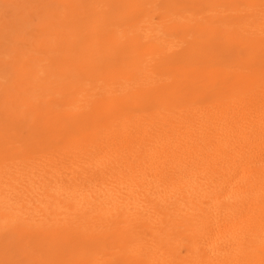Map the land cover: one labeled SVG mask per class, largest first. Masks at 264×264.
I'll return each instance as SVG.
<instances>
[{
    "label": "bare ground",
    "instance_id": "6f19581e",
    "mask_svg": "<svg viewBox=\"0 0 264 264\" xmlns=\"http://www.w3.org/2000/svg\"><path fill=\"white\" fill-rule=\"evenodd\" d=\"M167 4L169 5L168 2ZM94 5L92 4L93 9L96 7ZM104 5L108 8L105 12L111 11L115 14L123 6L117 0H111ZM89 6L91 7V4ZM126 6L129 7L131 4ZM133 7L134 4L132 9ZM170 7L172 9V6ZM138 10L140 11V7ZM105 15L100 14L101 17ZM112 15L114 17L113 13ZM135 15L134 17H138ZM231 15L233 14L223 15L213 23L205 20L202 29L204 40L205 43L211 44L217 55L231 57L236 63L234 67L241 66L245 69L242 75L251 78L252 75L247 76L250 73L248 70L250 65L253 66L252 59L257 56L254 55L255 52L257 53L260 47H264V39L250 38L248 33L252 31L250 28H245L250 24V20L247 21L248 24L235 26L236 23L231 24L229 21ZM96 16L97 14L93 18L96 19ZM124 20L121 21L125 22ZM74 23L72 22L73 26ZM84 23L85 21L81 24ZM152 25L144 24L149 33L144 34L141 45L145 44L146 39L149 41L147 52L154 53L153 59L157 63L172 61L174 64L185 54H190L193 41L184 38L186 40L183 39L180 48L171 52L170 50L176 45L172 41L175 37L163 43L166 33L158 29V25L154 26V23ZM59 26L58 23L52 34L51 45H48V50L42 51L41 57L44 67L52 76L56 74L58 78L67 75L69 65L72 67L69 55L73 56L71 46H75L72 45L74 39L71 37L67 39L66 36L64 38L62 25ZM78 31L75 36L78 35ZM243 32H246V36L240 38L239 35ZM49 37L47 39H50ZM39 42L41 41L37 43ZM64 43L66 45L69 43V46L65 47ZM86 43L89 44L87 41ZM161 43L164 44L162 51H160ZM133 44V42L129 44L130 48ZM111 45V50L117 55L113 60H102L101 50L96 49V45L94 50L90 47L88 49L89 45H83L84 47H80L74 56L84 60L86 56L90 59L89 62L98 58L97 62L103 64L105 71L96 72L94 78L106 80L109 71H113L107 72L106 68L111 65L110 62L115 60L117 65H122L127 56H130L124 46ZM243 47L248 50V55L242 58L239 48ZM25 60L27 59L24 57ZM131 61L135 62L132 59ZM216 72L223 78L229 75L221 69ZM86 76L88 80L91 79V75ZM239 78V75L236 78L233 76V82L238 84L241 81ZM41 79H36V83H33L35 86L32 87L39 91L38 95L35 94L39 97L38 100H30L29 97L24 99L23 96L21 102L17 99L20 102L19 111L25 110L32 120L31 140L18 138L11 141L5 131H0V264H15L10 259V248L11 245L13 246L12 242L18 238L26 240L28 249L32 251L31 258L26 264H264V110H262L264 102L255 107L259 109L255 115L247 114L246 110L250 109V103L245 105L244 101L228 103L229 105L214 104L215 106L209 107L199 104L190 108L182 107L171 101V96L176 94L178 88H165L162 83V87L155 85L144 91H134L127 87L100 88L94 85L82 90H86L83 97H77L81 88L72 90L73 80L75 84L81 80V74H77L74 79L64 81L62 85L70 96H73L71 101L77 104L74 103L73 107H68L64 111L54 112L48 109L43 113L37 112V108L33 107L41 102L40 92L43 88L40 86L46 83ZM226 79L232 80V77L228 76ZM55 82L54 86H57L58 83ZM4 83L1 82L3 85ZM17 83H20L19 80ZM19 89L18 87L17 90ZM28 89L25 91L28 92ZM71 101L65 102V105L70 106ZM8 103L10 101H7V105H10ZM17 154L21 155L22 157H19L22 159L14 158ZM185 218L189 221V225L182 230L180 223ZM16 244H19L18 241Z\"/></svg>",
    "mask_w": 264,
    "mask_h": 264
},
{
    "label": "rangeland",
    "instance_id": "374dc122",
    "mask_svg": "<svg viewBox=\"0 0 264 264\" xmlns=\"http://www.w3.org/2000/svg\"><path fill=\"white\" fill-rule=\"evenodd\" d=\"M31 1H33V2H31ZM93 1H94V3H93ZM103 1L104 0H88V3H87V0H74V1L73 0H69V1L68 0H37V1L36 0H0V18H1V20H0V55H1V57H0V61H1L0 62V92L2 93V95L0 93V95H1L0 96V101H1L0 102V108H1L0 109V112L2 111V113H0V131H5L9 135V137H8L9 140L15 141V140H18V138H20L22 140H25V141L31 140V136H32L31 133L33 131V129H32V123H31L32 120L27 116L25 110H23V109L21 110L20 109V111H19V106L18 105L22 101L23 97H24V99L29 97L30 100L31 99H35V100H38L39 99V97L36 96V95H38L37 93H39V91L37 92V88L36 89L35 88L34 89L32 88V87L35 86V85H33V83L34 82L36 83V81H35L36 79H41L42 78L41 80H43V82H46V83L40 86L41 88H43L44 91L39 87L41 89V92H40V95H41V100L40 101L41 102H38V104H36L33 107L35 109L37 108L36 109L37 112H43V113H45L48 109H51L54 112H58V111H62V110L64 111L68 107H73L74 103H75V105L77 104L75 101H71V100H73V96H70V94L68 93V90L62 86L64 84V81H67V80L68 81L69 80L71 81L72 79L75 78V76L77 74H81V80L79 81V83L77 82L76 84H75V81L73 80L74 85L72 86V88H73L72 90H74L76 88H81L80 93L76 95L77 97L78 96L83 97L84 96V93L86 92V90L85 91H82V90L84 88H90V87H92L94 85H98L100 88L127 87V88H131L134 91H144L146 89L153 88V86H155V85L161 86L163 84L162 86L165 87V88H171V87L172 88L173 87L174 88H178L176 94H174V96H171V98H172L171 101L173 100V102L175 104H177L178 106H182V107L184 106V107L190 108V107H192L194 105H198L199 104V105H204L205 107H209V106H215L214 104H216V105H223V104L229 105L228 103H232V102L240 103V102H243L244 101V102H246L245 105H248L250 103V107H249L250 109L249 110L248 109L246 110L247 114L250 115V114L253 113L252 115H255V114L258 113L259 109H256L255 107H258L259 106L258 105L259 103L261 104L262 102H264V88H260V87H264V52H261V51H264V47H260L258 49V52L257 53L255 52L254 55H257V56L252 59L253 66L251 67V65H250L249 70H248L251 74L248 73V75H247V76H249V75H252V76H251V78H249L250 76L249 77H246L245 76L248 79L247 80L242 75L245 72V69H243L241 66L240 67H241L242 70L240 69V67H234L236 65V63L233 62V60H232L231 57L228 58L226 56L217 55L215 53V51H213V47L211 46V44L208 43V42L205 43L206 40H204L205 39V36H204V34L202 32V29H203V25H204L205 20H206V22L207 21L208 22L211 21V23H213L215 21V19H220L221 17H223V15H227V14H230L231 13V14H233L229 18V21H230L231 24L236 23L235 26H242V25H244L243 23H247V21L250 20V24L247 23L248 25L245 27V28H250V31H252V33L251 32H249L250 34L248 33V36L250 38H255V37L259 38L260 37V39L262 40V39H264V34H259V33H264V24H262V23H264V18H262V17H264V0H235V1L234 0H226L227 2L225 0H220V1L219 0H209V1L203 0L204 2L201 1V0H179V1L178 0H122V1L121 0H117L118 3L120 5H123L122 7H124V8L122 9V7H121L122 10L121 9H118L119 11L117 10L116 14H115V12H111V11L110 12H108V11L105 12V10H108V8L104 4L107 3V2H110L111 0H109L107 2L105 0L104 1V4H103ZM120 1L123 2V3H121ZM173 1H175V2H173ZM185 1H186V5H185ZM196 1H197V3H195ZM210 1H212V2H210ZM66 2H68V3H66ZM127 2H129V3H127ZM139 2H141V4H143V5H140ZM167 2L169 3V5L167 4ZM172 2H173V4H172ZM190 2L194 5V7L191 8V6H193V5ZM181 3H183V4H181ZM209 3H210V5H209ZM90 4H91V7L89 6ZM92 4L93 5L95 4L94 6H96L94 9H93ZM128 4L129 5L131 4V6H129L131 8H129L128 6H126ZM133 4H134V7L132 9ZM160 5H161V8H160ZM178 5H180V6H178ZM188 5H189V7H188ZM54 6H56V8ZM83 6H84V8H83ZM141 6L144 7V8H142ZM170 6H172V9H171ZM185 6H187V7H185ZM139 7H140V11L138 10ZM207 7H208V9H206ZM83 9H85V10H83ZM168 9H170V10H168ZM55 10H58V12L57 11L55 12ZM90 10H91V12H90ZM27 11H29V12H27ZM138 11H139L140 14H138ZM143 11L145 13H143ZM211 11H212V13H211ZM183 12H185V13H183ZM75 13H77V14H75ZM112 13L114 14V17L112 15ZM135 13H136V15H135ZM89 14L91 16L92 15L93 16L91 17ZM94 14L95 15L97 14L96 19H94L95 18V15ZM100 14H103V15L106 14L105 15L106 17L105 16L101 17L102 15L100 16ZM110 14H111V16H109ZM134 15L135 16H138V17H134ZM165 15H166V17H165ZM48 17L50 18V20H47V19H49ZM54 17L57 18V19H55ZM68 17L69 18L71 17V18L69 19ZM259 17L261 18V20H259L260 19ZM66 18H68V19H66ZM86 18L88 19V21H86ZM133 18H136V19H133ZM169 18H172V19H170L171 21L169 20ZM253 18H254V20L257 18V20L254 21ZM51 19H53V20H51ZM106 19H107V21H106ZM143 19H145V20L143 21ZM61 20H62V22L64 21L63 23H65L66 25L63 24L61 22ZM121 20H124L125 22H122ZM134 20H135V22L137 24L138 23L139 24L137 25L135 22H133ZM200 20H202V21H200ZM82 21L83 22L85 21V23L84 24H81V23H83ZM253 21H254V23H253ZM51 22L54 23V24H52ZM72 22L73 23L75 22L74 23V26H73ZM78 22H80V24H78ZM105 22L106 23L108 22V23L107 24H104ZM130 22H132V23H130ZM152 22L154 23V26H157L158 25V29H162L163 32L167 34V36L165 34V38L163 39L164 40L163 43H167L168 40H171L173 37H175L174 39H172V41H174L177 46L175 45V47L170 50L171 52L172 51H175L177 48H180V46L184 42L183 41L184 38L189 39L190 42L193 41L192 42L193 43L192 46L195 49L192 47L190 54H185L182 59H180L178 62H176L174 64H172L173 63L172 61H170V62L167 61V62L157 63L153 59V54L154 53H152V51L151 52H147V47H148L149 41L146 39L145 44L144 45H141V41H143V39H144V34L149 33V30H147L148 28L145 27V26L146 25L153 26L152 25L153 24ZM195 22H196V24H195ZM58 23H59L60 26L61 25L64 26V27L61 26L62 31H63L62 32V35H64V38L67 37V39H70V37H71V38L74 39V41L72 42L73 43L72 45L75 44V46L74 47L71 46V54L73 56H74V54L76 55V52L78 53V49L80 47H84L83 45H86V46L89 45L88 46V49L90 47L92 50L95 49V46L94 45H96V49L100 48L99 50H101V54H102L101 58H102V60L103 59H105V60L106 59L113 60L114 58H116L117 55H116V53L114 54L115 51L111 50V48H110L112 46L111 44H114V46H117L119 44H120V46H124V48H126V50H128V52L130 53V54H128L130 56H127V59L122 62V65L123 66L122 65H117L116 62H115V60L114 61H111L110 62L111 65L108 66L109 69L108 68H106V69H107V72L109 70H113V71H109V77L106 80L105 79H102V78H100L99 80H97L98 79L97 76H96L97 77L96 79L94 78V76L97 73L103 72L102 70L105 71V69H104L105 67H103V64L97 62L98 58H95V59L91 60V62H89L90 59H88L86 56H85V58H86L85 60H84V58L83 59L80 58L81 59L80 60L78 58V56H74L76 58L75 59V58H73V56L69 55L70 56V64L72 65V67L69 65V67H68V69L66 71L67 75H63V76H61L59 78H58V76L56 74H54L52 76V74L44 67V63L41 62V57H42V51L49 49V46L51 45V40H52V37H53L52 34H54L55 27L57 26ZM115 23L117 25H113ZM258 23H261V24H258ZM50 24H52V25H50ZM144 24H145V26H144ZM79 25H82V26H79ZM29 26H33V27H29ZM37 27H38V29H37ZM93 27H94V29H93ZM106 27H108V28H106ZM181 27H183V28H181ZM192 27H193V30H192ZM133 28H134V30H133ZM194 28H196V30H194ZM183 29H185V30H183ZM259 29H260V31H259ZM23 30H24V33H23ZM78 30H80V31H78ZM89 30H90V32H89ZM91 30H92V32H91ZM98 30H100V32ZM186 30H187V32H186ZM189 30L191 31V33H190ZM31 31L34 32V34H36V35H34V34L32 35V32ZM76 31H78V35L75 36V33L77 34ZM102 31H104V32H102ZM128 31H130V32H128ZM170 31H172V32H170ZM26 32H28V33H26ZM29 32H30V34H29ZM45 32H46V35L48 37L51 34L50 37H49L50 39H47L48 37L45 35ZM98 32H99V34H97ZM180 32H182V33H180ZM170 33H171V35L169 36ZM103 34L106 35V36H104ZM194 34L195 35L198 34V35L195 36ZM96 35L99 36V37H97ZM173 35H175V36H173ZM251 35H252V37H251ZM24 36H25V38H24ZM239 36H240V38H243V36H246V32H243ZM43 38H44V40H45L46 43L44 42ZM82 38H83V40H82ZM86 38L89 39V40H87ZM106 39H108V40H106ZM186 39H184V40H186ZM23 40H24L25 44H24ZM30 40H32V41H30ZM37 40L38 41H41V42L37 43L38 42ZM201 40H202V42H201ZM86 41L89 42V44L86 43ZM177 41H179V42H177ZM91 42H93V43H91ZM131 42L134 43L132 45V48H130V45H129ZM35 43H36V45H35ZM106 43H108L107 46L109 48L106 46ZM163 43H161L162 45L160 47V51H162L164 49V46H163L164 44ZM12 44H14V45H12ZM16 44H17V46H16ZM109 44H110V46H109ZM63 45H65V47L66 46L68 47L69 46V43L67 45L64 43ZM202 46H205V47H202ZM32 47L34 49H29V48H32ZM136 47H138V48H136ZM211 47H212V49H211ZM26 48L29 49V50H27ZM74 49H75V51H74ZM135 49L136 50L138 49V50L136 51ZM140 49H142V50H140ZM38 50H40V51H38ZM11 51H12V53H11ZM26 51H27V53H26ZM138 51L141 52V55L140 56H139V52ZM136 52L138 53L137 55H136ZM239 52H240L239 54H240V56L242 58L244 56L248 55V50H246V48H244V47L243 48H239ZM9 54L12 56L13 59L11 58V56H9ZM114 55H115V57H114ZM188 55H190V56H188ZM191 55H192V57H191ZM6 56L8 57V59H7ZM24 57L27 60L24 61ZM189 57H191V58H189ZM257 57H259V59ZM195 58H196V60H195ZM5 59H6V61H4ZM131 59L133 61H135V62H132L131 61L132 62L131 63L130 62ZM201 59H203V61ZM9 60H11V61H9ZM15 60H16V62H15ZM94 60H95V62H94ZM102 60H100V61H102ZM221 60H222V62H221ZM24 62H25V64H24ZM30 62H31V64H30ZM96 62H97V65H99V66H97V65L95 66L94 65V64H96ZM185 63L186 64L188 63V64L186 65ZM191 63H193V64H191ZM22 64H24V65H22ZM169 64H171V65H169ZM258 64H260V65L258 66ZM37 65L38 66L41 65V66H39L40 68ZM89 65L91 66L90 67L91 69L88 67ZM124 65H128V66H124ZM15 66H16V68H15ZM78 66H80V67H78ZM81 66H82V68H81ZM185 66H187V67H185ZM195 66L197 67V69H196ZM18 67H19V69H18ZM201 67H202V69H201ZM76 68H77V70H76ZM96 68H97V70H96ZM188 68L191 70V72L192 71L193 72L191 73ZM12 69H13V71H12ZM23 69H25V70H23ZM89 69H90V71H89ZM168 69H170V70H168ZM206 69L208 70L207 72H206ZM220 69H221V71H225V72L229 73L228 76L232 77V80L231 79L230 80L226 79L228 76L225 77V78L219 77V75L217 74L218 72H216V71H219ZM43 70L44 71L47 70V71L44 73ZM188 70H189V72H188ZM21 71L22 72L25 71V73L23 72V74H21L22 73ZM205 73H208V74L206 75ZM48 74H50L53 78L50 75H49V77H50L49 78L47 76ZM191 74H192L193 77L191 76ZM42 75H43V77H42ZM86 75H91L90 76L91 79L88 80V76H86ZM195 75H197L199 78L197 76L195 78ZM199 75L202 76V77H204V78L200 77ZM238 75L240 77L239 80H241V81L238 84H236L235 82H233V80H234L233 79V76H234V78H236ZM21 76H24V77L22 78ZM36 76L38 78H36ZM19 77H21V78H19ZM213 77H215V79H213ZM243 77H244V80L245 81L242 80ZM222 78H223L224 81L222 80ZM48 79H50V80H48ZM60 79H62L61 82H60ZM250 79H252V80H250ZM18 80H19L20 83H17ZM32 80H33V82H32ZM193 80H195V81L193 82ZM4 81H5V83H4ZM13 81H14V83H13ZM26 81H27V83L29 85L26 83ZM55 81H57V83H58L57 86H54V84H56ZM95 81H97V82H95ZM107 81H108V83H107ZM176 81H178V82H176ZM1 82L4 83V85L1 84ZM16 83L19 84V85H17ZM59 83H61V84H59ZM195 83L196 84L198 83V84L195 85ZM215 83H216V85H215ZM234 83L237 85L236 86L237 88L235 87V84ZM240 83L243 84L244 86L243 85H240ZM21 84H22V86H21ZM23 84H25V85H23ZM205 84H206V87L207 88L205 87ZM211 84L213 86H210ZM221 84H223L224 86L222 87ZM11 85H13V86H11ZM30 85H31V87H30ZM14 86H16L17 88L14 87ZM18 87L20 89H22V90H20V89L17 90ZM23 87H26V88L23 89ZM244 87L246 88V90H245ZM8 88H9L10 91L8 90ZM30 88H31V90H30ZM203 88L205 89L204 91H203ZM13 89L15 90V92H14ZM27 89L29 90L28 92H26ZM222 91L224 93H222ZM251 91H253V92H251ZM19 92L21 94H19ZM246 94H247V96L245 97ZM222 95H225V96H222ZM249 95H251L252 98L249 97ZM256 95H259L260 97L259 96H256ZM261 95H262V97H261ZM5 97H7L8 99H5ZM185 97H186V99H185ZM254 97L257 100H255ZM187 99H189V100L191 99V100L189 101ZM208 100H210V101H208ZM7 101L8 102L10 101V103H8L10 105H7ZM68 101H71L70 106H66L65 105V102H68ZM247 101H249V102H247ZM16 103H18V104H16ZM3 109H4L5 112L3 111ZM251 109H252V112H250ZM262 110H264V109H262ZM4 113H6V115ZM3 115H5V116L3 117ZM5 124L7 125V127H6ZM9 127H10V129H9ZM6 128H8L7 131L5 130ZM12 128H14V129L12 130ZM2 129H4V130H2ZM18 129H19V131H18ZM15 134H17V135H15ZM217 135H218V133H217ZM16 136H18V137H16ZM22 137H24V138H22ZM19 156L22 157L21 155L17 154L16 156H14V158L17 157L18 159H22ZM12 157H8V158H12ZM100 189H99V191H101ZM182 221L183 222L180 223V224L183 227L182 230H184V229H186L188 227L189 221L186 218L183 219ZM20 239L21 238H18V240L12 242L13 246L11 245V248H10V259L15 264H26L29 261V258H31L30 257V254H32V251H30L28 249L27 244H26V240H22L21 239L22 240L21 241ZM17 241H18L19 244H16ZM16 249H18V250H16Z\"/></svg>",
    "mask_w": 264,
    "mask_h": 264
}]
</instances>
